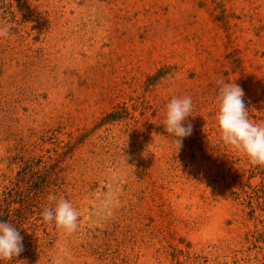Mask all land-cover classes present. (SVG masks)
<instances>
[{
  "label": "rangeland",
  "instance_id": "obj_1",
  "mask_svg": "<svg viewBox=\"0 0 264 264\" xmlns=\"http://www.w3.org/2000/svg\"><path fill=\"white\" fill-rule=\"evenodd\" d=\"M5 24L0 220L24 250L0 264H264V168L216 120L231 81L264 124V0H0ZM51 196L71 235L43 222Z\"/></svg>",
  "mask_w": 264,
  "mask_h": 264
},
{
  "label": "clouds",
  "instance_id": "obj_2",
  "mask_svg": "<svg viewBox=\"0 0 264 264\" xmlns=\"http://www.w3.org/2000/svg\"><path fill=\"white\" fill-rule=\"evenodd\" d=\"M9 35L7 24L0 27V37ZM218 111L216 120L220 139L226 146L243 153L252 166L264 168V124L249 119L244 103V91L234 82H219ZM193 103L190 96L174 97L166 105L163 127L166 133L175 137L177 152L183 147V138L192 134L191 123L185 124L192 115ZM50 205L41 213L43 222L53 224L57 229L71 235L78 228L79 212L64 198L49 197ZM23 237L19 230L8 222L0 221V261H11L23 250Z\"/></svg>",
  "mask_w": 264,
  "mask_h": 264
},
{
  "label": "trees",
  "instance_id": "obj_3",
  "mask_svg": "<svg viewBox=\"0 0 264 264\" xmlns=\"http://www.w3.org/2000/svg\"><path fill=\"white\" fill-rule=\"evenodd\" d=\"M0 221H3L4 222V221H6V219L5 220H0Z\"/></svg>",
  "mask_w": 264,
  "mask_h": 264
}]
</instances>
